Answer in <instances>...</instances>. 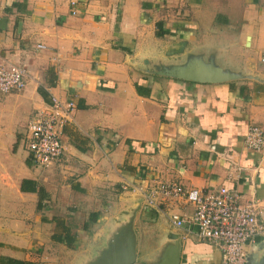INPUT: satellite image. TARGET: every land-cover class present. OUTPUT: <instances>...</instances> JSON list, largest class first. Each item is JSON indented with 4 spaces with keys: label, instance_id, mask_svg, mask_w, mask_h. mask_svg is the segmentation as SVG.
Here are the masks:
<instances>
[{
    "label": "crops",
    "instance_id": "1",
    "mask_svg": "<svg viewBox=\"0 0 264 264\" xmlns=\"http://www.w3.org/2000/svg\"><path fill=\"white\" fill-rule=\"evenodd\" d=\"M0 63L29 74L0 93V256L114 264L133 250L130 264H222L194 224L171 222L192 204H145L161 181L226 186L256 200L264 224V148L243 143L248 124L264 129V0H0ZM52 94L76 106L47 169L24 142ZM55 217L74 248L52 239ZM246 249L245 264H264V234Z\"/></svg>",
    "mask_w": 264,
    "mask_h": 264
},
{
    "label": "built area",
    "instance_id": "2",
    "mask_svg": "<svg viewBox=\"0 0 264 264\" xmlns=\"http://www.w3.org/2000/svg\"><path fill=\"white\" fill-rule=\"evenodd\" d=\"M27 78L29 74L23 66L0 63V93L24 90ZM75 106L73 100H61L52 94L48 104L39 108L28 122L25 143L35 165L47 167L60 158L64 151L63 128ZM243 143L249 150H262L264 129L255 124L248 125ZM179 198L192 204L194 212L189 219L171 213L173 225L194 224L197 234L221 251L222 264L247 262L246 244L257 235L264 234V224L258 219L261 209L256 200L241 202L239 195L226 186L204 191L196 187L185 188L176 182L161 181L148 187L145 204L158 207L168 199Z\"/></svg>",
    "mask_w": 264,
    "mask_h": 264
},
{
    "label": "trees",
    "instance_id": "3",
    "mask_svg": "<svg viewBox=\"0 0 264 264\" xmlns=\"http://www.w3.org/2000/svg\"><path fill=\"white\" fill-rule=\"evenodd\" d=\"M168 31L163 30L162 28H158V30L156 31V36H163L164 34H167ZM38 92L45 98L47 97V93L41 88V86L38 87ZM132 148L134 146V144H131ZM140 146V145H139ZM129 155V154H128ZM122 169L127 170L131 173L135 172V168L129 166V163L126 161V163H124L122 165ZM26 183H31V187L29 188L31 191H36L40 197V201L41 198H43V196H45L44 194V189L41 186H37L36 184L34 185V182L30 180L27 181ZM23 187V185H22ZM40 204H39V200H38V208H39ZM99 212H91L88 216V220L84 223L85 228L87 229L89 226V222H94L97 220L98 214ZM54 220L56 221V229L59 228L60 231L58 230V232H55L52 235V239L54 241L57 242H61L64 243L66 246L70 247V248H74L76 245V237L75 235L71 232V230L69 229V227L67 225H64L62 223V220L55 217ZM0 264H35V262L33 261H24V260H20V259H15L9 256H0Z\"/></svg>",
    "mask_w": 264,
    "mask_h": 264
},
{
    "label": "water",
    "instance_id": "4",
    "mask_svg": "<svg viewBox=\"0 0 264 264\" xmlns=\"http://www.w3.org/2000/svg\"><path fill=\"white\" fill-rule=\"evenodd\" d=\"M198 79L201 80V78ZM133 260H134V253L132 250V252L127 257L116 261L114 264H130L131 262H133Z\"/></svg>",
    "mask_w": 264,
    "mask_h": 264
},
{
    "label": "rangeland",
    "instance_id": "5",
    "mask_svg": "<svg viewBox=\"0 0 264 264\" xmlns=\"http://www.w3.org/2000/svg\"><path fill=\"white\" fill-rule=\"evenodd\" d=\"M41 108H43V107H41ZM248 125H250V124H248ZM248 125H247V126H248ZM255 125H257V124H255ZM258 126H259V125H258ZM62 135H63V134H62ZM24 143H25V142H24ZM19 145H21V144H19ZM24 146H25V148L27 149L26 143H25ZM19 148H20V147H19ZM19 148H18V149H19ZM25 148H24V149H25ZM18 149H17V152L19 151ZM27 150H28V149H27ZM6 154H7V152H6ZM28 155L30 156L29 152H28ZM8 157H9V158H7V161H9V162H13L12 164L15 165V163L17 162L16 156H10V155H8ZM10 157H12V159H10ZM13 157H15V159H14ZM58 160H59V159H58ZM58 160H57V161H58ZM57 161H56V162H57ZM56 162H54V163H53L52 165H50V166L43 167V168L50 169V168H52V166L55 165ZM33 164H34V163H33ZM36 166H37V165H36ZM39 167H41V166H39ZM47 171H48V170H47ZM5 174H6V173H5Z\"/></svg>",
    "mask_w": 264,
    "mask_h": 264
}]
</instances>
